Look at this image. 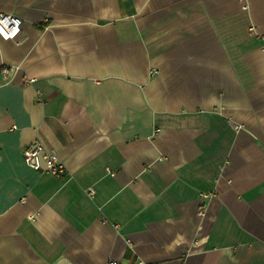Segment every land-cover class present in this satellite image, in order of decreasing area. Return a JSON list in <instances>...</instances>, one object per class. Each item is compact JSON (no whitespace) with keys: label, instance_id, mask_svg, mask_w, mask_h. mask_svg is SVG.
I'll return each instance as SVG.
<instances>
[{"label":"crops","instance_id":"1","mask_svg":"<svg viewBox=\"0 0 264 264\" xmlns=\"http://www.w3.org/2000/svg\"><path fill=\"white\" fill-rule=\"evenodd\" d=\"M0 12L22 19L0 38V264H264V0ZM35 140L64 175L24 163Z\"/></svg>","mask_w":264,"mask_h":264},{"label":"built area","instance_id":"2","mask_svg":"<svg viewBox=\"0 0 264 264\" xmlns=\"http://www.w3.org/2000/svg\"><path fill=\"white\" fill-rule=\"evenodd\" d=\"M22 19L14 14L0 12V38L4 40H18L21 34ZM11 71L10 67L1 66L0 76L7 77ZM233 128L238 129L239 125L232 124ZM158 129L154 131L156 133ZM21 156L24 163L34 171L46 172L54 176H62L65 174L66 169L62 161H60L57 155L53 152H49L44 148V145L40 140L25 145L21 150ZM88 194H93V189L88 188ZM203 199L207 198V194H201ZM206 206L200 205L198 214L204 216ZM118 225H115L117 227ZM129 244V240L126 239ZM104 264H144L140 260H134L132 262L121 263L118 260L109 259Z\"/></svg>","mask_w":264,"mask_h":264}]
</instances>
